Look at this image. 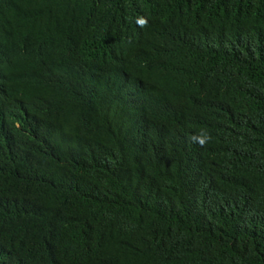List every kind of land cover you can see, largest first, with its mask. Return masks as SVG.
I'll return each mask as SVG.
<instances>
[{
  "label": "trees",
  "instance_id": "trees-1",
  "mask_svg": "<svg viewBox=\"0 0 264 264\" xmlns=\"http://www.w3.org/2000/svg\"><path fill=\"white\" fill-rule=\"evenodd\" d=\"M0 264H264V0H0Z\"/></svg>",
  "mask_w": 264,
  "mask_h": 264
},
{
  "label": "clouds",
  "instance_id": "clouds-1",
  "mask_svg": "<svg viewBox=\"0 0 264 264\" xmlns=\"http://www.w3.org/2000/svg\"><path fill=\"white\" fill-rule=\"evenodd\" d=\"M101 8V7H100ZM114 17H116V13L115 12H113L112 14H111V18H114ZM86 59H88V57L86 56L85 57ZM98 67L96 66V64H95V62H93V61H88L87 63H86V67H85V69H84V72H83V74L84 75H86V76H89V77H95V76H97L98 75ZM150 82V80H147V83L148 84H152V83H149ZM139 91V95H138V97H142L143 98V100H142V102H137V103H135V105H138L139 107H144L146 104H147V99H146V96H145V93H144V90L143 89H140V90H138ZM198 143H202V141H199Z\"/></svg>",
  "mask_w": 264,
  "mask_h": 264
}]
</instances>
